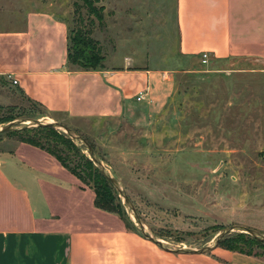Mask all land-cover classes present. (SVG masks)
<instances>
[{
    "label": "crops",
    "instance_id": "obj_1",
    "mask_svg": "<svg viewBox=\"0 0 264 264\" xmlns=\"http://www.w3.org/2000/svg\"><path fill=\"white\" fill-rule=\"evenodd\" d=\"M70 2L0 0V105L15 90L49 120L82 133L76 125L88 123L100 142L111 120L147 128L161 117L166 74L127 57L106 58L101 69L69 67ZM176 31L184 57L264 62V0H176ZM94 198L52 155L13 141L0 151V264H264L223 248L165 252Z\"/></svg>",
    "mask_w": 264,
    "mask_h": 264
},
{
    "label": "rangeland",
    "instance_id": "obj_2",
    "mask_svg": "<svg viewBox=\"0 0 264 264\" xmlns=\"http://www.w3.org/2000/svg\"><path fill=\"white\" fill-rule=\"evenodd\" d=\"M74 1L70 30L93 21L92 38L103 66L106 58L127 57L135 65L146 64L166 74L168 91L161 117L147 128L111 120L108 129L100 131L106 136L100 142L90 134L88 123L76 125L82 133L49 120L43 109L8 90V101L0 105V128L14 120H37L76 132L93 147L127 197L126 206L111 186L121 212L138 230L133 209L143 231L170 249L209 246L218 233L231 227L264 236V62L207 58L202 63L197 57L182 56L176 0H94L100 22L81 7L74 12ZM70 140L89 158L79 142ZM13 141L15 136L1 134L0 151L8 150ZM228 237L233 244L248 236L233 232ZM235 245L264 257L260 244Z\"/></svg>",
    "mask_w": 264,
    "mask_h": 264
},
{
    "label": "trees",
    "instance_id": "obj_3",
    "mask_svg": "<svg viewBox=\"0 0 264 264\" xmlns=\"http://www.w3.org/2000/svg\"><path fill=\"white\" fill-rule=\"evenodd\" d=\"M81 2V6H79ZM94 0H75L74 12L81 7L86 11L87 15L96 18L99 22L102 20L101 15L97 13ZM93 21L85 26L79 25L77 28L70 30L68 40L67 62L69 67L81 71L95 70L103 68V57L100 55V49L97 42L92 38ZM10 136H15L19 142L27 143L40 148L50 155H52L65 169H67L73 176H75L84 186L88 187L94 192V206L102 211L117 215L125 226L132 231L141 235V233L134 228V224L126 214L121 212L120 203L112 189L113 185L106 179L93 162L86 157L74 143L61 132L56 131L51 127H32L30 129L24 128L17 132H7ZM92 147V146H91ZM93 148V147H92ZM69 153H72L77 158V161L70 158ZM74 162V166L70 165ZM112 186V187H111ZM241 236H248L246 244L249 242L257 243L264 246V243L250 237L249 235L240 233ZM231 235V234H230ZM225 236L218 246H223V249L229 251H236L248 255L253 253L243 250L235 245L240 241L233 240V244L227 242L231 238ZM142 236V235H141ZM226 244L224 245V243ZM260 256L257 254H253Z\"/></svg>",
    "mask_w": 264,
    "mask_h": 264
},
{
    "label": "water",
    "instance_id": "obj_4",
    "mask_svg": "<svg viewBox=\"0 0 264 264\" xmlns=\"http://www.w3.org/2000/svg\"><path fill=\"white\" fill-rule=\"evenodd\" d=\"M24 123H26L25 127L19 128L20 130L24 129V128H28V127H51L53 129H55L56 131L65 134L70 139L79 142L80 146L83 147V149L88 153L89 159L99 169V171L103 174V176L109 180V182L113 185V187H115V189L119 192V194H121L123 196L124 204L126 206L128 205L129 201H128L127 197L124 194H122V191L118 188V184H117L116 179H114L108 175V173L106 172V170L102 166L100 160L95 155L92 147L80 135H78L76 132L72 131L70 128H68L64 125H61L59 123H56V122L41 123L37 120H14V121L8 123L6 126L0 128V135L7 133V132L18 130L16 127L21 125V124H24ZM132 211H133L135 221L137 223L138 230L140 231L143 238L146 239L147 241L151 242L152 244H154L159 249H161L165 252L171 253V254H176V255L206 254V253L214 250L215 248H217L220 240H222L225 236L232 234L233 232L247 234L250 237L257 239V240L264 243V236L261 235L260 233H257L251 229H247L244 227H231L228 229H224L220 233H218L216 235V237L214 238V240L212 241L211 245H209V246H206V247H203L200 249H170V248L166 247L161 240L147 235L143 231V227H142V225H140L139 219H138L135 211L133 209H132ZM128 217L131 220L129 215H128Z\"/></svg>",
    "mask_w": 264,
    "mask_h": 264
},
{
    "label": "built area",
    "instance_id": "obj_5",
    "mask_svg": "<svg viewBox=\"0 0 264 264\" xmlns=\"http://www.w3.org/2000/svg\"><path fill=\"white\" fill-rule=\"evenodd\" d=\"M207 58H208V55L206 54V53H203L202 55H201V62L202 63H205L206 61H207ZM12 84L13 85H16L17 84V82L16 81H12ZM137 101H141L142 99H143V95H142V93H140L138 96H137Z\"/></svg>",
    "mask_w": 264,
    "mask_h": 264
}]
</instances>
